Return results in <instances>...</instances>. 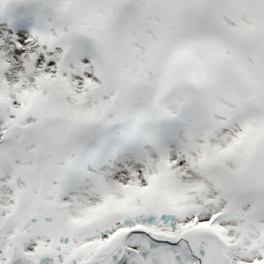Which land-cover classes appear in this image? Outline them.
<instances>
[{
    "label": "snow or ice",
    "instance_id": "6c2138e0",
    "mask_svg": "<svg viewBox=\"0 0 264 264\" xmlns=\"http://www.w3.org/2000/svg\"><path fill=\"white\" fill-rule=\"evenodd\" d=\"M54 7L66 28L0 52V264H264V0ZM174 92L203 113L174 157L161 143L84 186L57 163Z\"/></svg>",
    "mask_w": 264,
    "mask_h": 264
},
{
    "label": "rangeland",
    "instance_id": "374dc122",
    "mask_svg": "<svg viewBox=\"0 0 264 264\" xmlns=\"http://www.w3.org/2000/svg\"><path fill=\"white\" fill-rule=\"evenodd\" d=\"M56 2L57 0H0V52L18 61L19 55L24 54L29 46L33 49L36 47L34 33L55 34V29L67 27L66 21L55 22L53 7ZM21 41L23 47L17 49L15 45ZM72 48L84 50L87 42L83 41L79 47ZM182 102L183 94L174 92L135 107L134 111L137 113L132 111L129 117L84 129L79 134L71 159L59 161L65 167L71 166L69 172H73L77 182L83 183L94 175L96 168L109 165L119 153L137 156L144 151L151 152L152 147L161 143L166 152L179 145L178 143L182 145L179 141L181 135L189 132L190 126L203 118L198 101L178 108ZM166 112L175 115H167ZM93 151L97 155L92 167ZM161 183L169 184L170 181L161 180Z\"/></svg>",
    "mask_w": 264,
    "mask_h": 264
},
{
    "label": "bare ground",
    "instance_id": "6f19581e",
    "mask_svg": "<svg viewBox=\"0 0 264 264\" xmlns=\"http://www.w3.org/2000/svg\"><path fill=\"white\" fill-rule=\"evenodd\" d=\"M52 1L54 2V0H52ZM64 21H66V20H64ZM66 24H67V21H66ZM61 28H66V26L65 27L61 26ZM70 42L73 44L72 46L79 47L80 43L83 42V39L82 38H77V37H71L70 38ZM134 113H137V111H134ZM129 115H127L126 117H129ZM197 123H198V121L194 122V124H192L190 126L191 128L189 129V132H187L184 135H181V140H179V141L182 142V144L186 141V138H187L188 134H190L194 130V127H195V125ZM178 144H179V145H177L178 147L177 146H173L172 148H170V150L167 151V153L170 154L171 157H174L176 155V153L179 151V149L181 147V145H180L181 143H178ZM96 155H97V152H94L92 154V156H91L92 167L95 165L94 163L96 162L95 161ZM135 158H136V155H131V154L128 155L126 153H119L117 158H114L109 163V165L101 167L100 169H99V167L98 168L95 167L96 169L94 168L95 169L94 174L112 172L113 175H115L117 172H120V171L123 170V166H125L127 164H130ZM61 162L62 161H57V163H59V164H61ZM62 164L65 165L63 162H62ZM69 175L72 177L73 182L75 184L79 185V186H84L88 182V180L90 179V178H88L82 183V182H77V177L73 174V172L72 173L69 172ZM162 181L167 182L168 180L166 178H162Z\"/></svg>",
    "mask_w": 264,
    "mask_h": 264
},
{
    "label": "clouds",
    "instance_id": "9594fccd",
    "mask_svg": "<svg viewBox=\"0 0 264 264\" xmlns=\"http://www.w3.org/2000/svg\"><path fill=\"white\" fill-rule=\"evenodd\" d=\"M53 16L55 22L64 21L66 16V9H58L57 7H53Z\"/></svg>",
    "mask_w": 264,
    "mask_h": 264
}]
</instances>
